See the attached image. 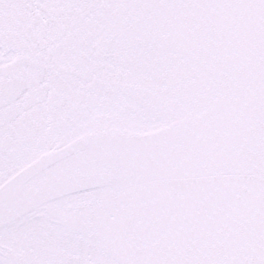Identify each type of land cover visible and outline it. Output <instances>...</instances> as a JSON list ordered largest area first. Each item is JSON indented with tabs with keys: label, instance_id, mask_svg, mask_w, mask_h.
Wrapping results in <instances>:
<instances>
[{
	"label": "snow or ice",
	"instance_id": "6c2138e0",
	"mask_svg": "<svg viewBox=\"0 0 264 264\" xmlns=\"http://www.w3.org/2000/svg\"><path fill=\"white\" fill-rule=\"evenodd\" d=\"M0 264H264V0H0Z\"/></svg>",
	"mask_w": 264,
	"mask_h": 264
}]
</instances>
